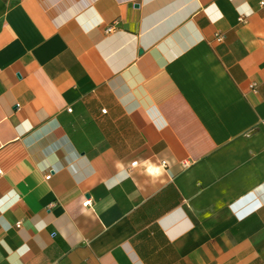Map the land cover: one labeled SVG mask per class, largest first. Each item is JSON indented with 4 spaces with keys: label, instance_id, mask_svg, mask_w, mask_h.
Masks as SVG:
<instances>
[{
    "label": "crops",
    "instance_id": "0c3cea01",
    "mask_svg": "<svg viewBox=\"0 0 264 264\" xmlns=\"http://www.w3.org/2000/svg\"><path fill=\"white\" fill-rule=\"evenodd\" d=\"M53 263L264 264L260 0H0V264Z\"/></svg>",
    "mask_w": 264,
    "mask_h": 264
},
{
    "label": "built area",
    "instance_id": "2783aa9c",
    "mask_svg": "<svg viewBox=\"0 0 264 264\" xmlns=\"http://www.w3.org/2000/svg\"><path fill=\"white\" fill-rule=\"evenodd\" d=\"M260 5H261V7H264V0H260ZM243 20H244V18L243 19L241 18V21H243ZM114 23L115 22H112L110 24H107V26L105 28V32L106 33L112 32L115 29V24ZM215 35H216V38L218 40H222L223 39V35H221L219 32L216 33ZM68 110L71 111L72 108H69ZM104 111H106V110L104 109ZM135 164H136V162L133 163V165H135ZM51 176H52V174L49 173V174L46 175L45 178L48 180V179L51 178ZM21 225H22V222L21 221H18L17 222V227H21ZM53 264H58V263H53Z\"/></svg>",
    "mask_w": 264,
    "mask_h": 264
}]
</instances>
